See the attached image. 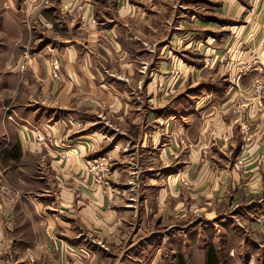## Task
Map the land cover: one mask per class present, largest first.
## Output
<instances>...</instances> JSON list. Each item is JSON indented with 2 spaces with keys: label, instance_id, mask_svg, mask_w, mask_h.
Masks as SVG:
<instances>
[{
  "label": "crops",
  "instance_id": "1",
  "mask_svg": "<svg viewBox=\"0 0 264 264\" xmlns=\"http://www.w3.org/2000/svg\"><path fill=\"white\" fill-rule=\"evenodd\" d=\"M185 2L0 0V91L7 90L12 78L15 79L12 76L17 77V82L12 85H16L12 95L7 96L9 101H5L4 97L0 101L4 109L0 119V158L4 160L2 169L9 179L15 165H21L26 159H40L39 165H43L46 156L53 177L55 175L58 179L51 183L58 189L55 195H51V186L45 195L24 194L9 185L6 187L5 195L0 197V264H26V252L36 253L41 249L55 252L57 258L41 261L36 258V264H74L62 249L74 245L84 246L86 241L83 236L91 231L103 238H110L122 233L125 227L133 228L137 225V204L128 202L140 201L145 204L141 220L142 225L148 224L155 218L153 207L162 208V203L169 201L175 187L177 197L186 186L193 188V198L197 201H213L218 196L233 197L229 193L225 194L229 187L238 190L239 199L249 202L264 197V99L255 97L241 100L247 122L256 123L254 139L250 142L244 141L245 133L239 130L237 123L232 126L228 137L222 140L218 132L213 138L207 131L203 133V125L196 129L195 117L202 119L205 113L215 108L214 95H223L224 85H228L224 95L235 89L232 84L236 69L223 68L225 65L220 64L219 46L222 43L215 47L213 44L220 42L221 38L218 40L217 35H212L213 31H196L203 19H212L198 8L188 11L192 15L189 17V26L193 27L189 32H183L180 36L168 34L163 38L164 28L175 19L179 25L177 29L181 30L180 25L187 19L177 9L181 8L182 3V9H186ZM205 3L212 10L219 7L218 4L228 10L237 8L236 0H221L220 3L209 0ZM79 6L86 18L85 23L79 21L78 13L75 12ZM181 16L184 17L180 19ZM91 19L97 21L96 28L89 25ZM61 28L66 34L58 38L54 31ZM197 34L215 42L210 41L207 45L198 42V48L192 50L190 47L193 42L199 40ZM96 41L110 44L106 47L93 46ZM42 42L50 44L43 46ZM160 42L161 45L154 51V45ZM31 43H34L31 50H35L32 60L23 75H16V64L22 56L17 57V52H8L10 46L13 44V48L26 49ZM52 44L58 49H49L50 52L44 50ZM134 44L143 45L139 49L140 53L152 54V63L162 58L155 62V71L163 72L168 63L166 59L172 56L184 57V65L174 60L183 75L177 82L174 95L157 92L154 79L151 82L146 80L147 83L140 87L136 53L132 48ZM53 54H58L63 62V81L60 83L48 76L47 58ZM207 57L212 58L209 65L204 62ZM223 75L229 78L221 77ZM221 81L226 83L222 84ZM237 85L239 87V83ZM202 86L204 88L200 89ZM21 90L32 91L33 96L18 101ZM140 90L141 96L137 93ZM224 99L221 96L218 101ZM229 101L232 100H225L222 105L229 104ZM138 102L142 104L140 108ZM101 103L107 105L103 112L99 108ZM154 107H157L155 113H150L148 110L152 111ZM75 108L82 109L77 111ZM5 113H8L7 119L10 117L13 123L5 119ZM120 120L135 130V134L128 133L127 129H119L120 134L103 129V122L110 123L111 128H117L121 126ZM162 123L166 127L160 126ZM100 124L101 129H98ZM36 132L48 133L55 147L33 142ZM96 139L101 143L104 139L111 140L108 145L112 144L110 153L115 158L113 165L118 166L117 177H121L119 186L122 196L119 202L125 204H119L118 211L110 210L102 196L89 191L90 177L85 173L84 165V154L88 149H83L91 141L96 142ZM226 139L229 141L225 142ZM231 139L234 143L230 142ZM184 141H189L193 146L190 155ZM218 144L220 147H215ZM108 145L104 144L101 151ZM202 147L211 148V152L218 150V153L226 156L227 165L219 168L225 163H217L216 157V161L205 160V157L200 156ZM60 154L65 157H60ZM239 158H243L246 164L240 173L236 172L237 166H230ZM128 181L135 182L137 188L134 192L126 187ZM219 188L223 189L221 195L218 194ZM91 202L104 206L100 217L92 219L91 211L96 214L97 207ZM148 203H152V206H148ZM27 207L32 208L33 214L27 213ZM212 214L214 212L207 215ZM36 221L44 224L45 242L39 238L42 231ZM180 230L178 228L177 231ZM45 233L55 238L49 239ZM215 233L218 234V231ZM26 234H29L28 241ZM58 235L68 239L58 238ZM177 238L184 247L185 240ZM210 241V245L205 248L202 264H209V251L215 257L214 264H221L214 236ZM177 257L188 264L183 253L180 252Z\"/></svg>",
  "mask_w": 264,
  "mask_h": 264
},
{
  "label": "rangeland",
  "instance_id": "2",
  "mask_svg": "<svg viewBox=\"0 0 264 264\" xmlns=\"http://www.w3.org/2000/svg\"><path fill=\"white\" fill-rule=\"evenodd\" d=\"M185 1L186 9H182V3L181 8L177 10L184 13L187 20H185L183 25H180L181 30L177 29L179 28V25L176 23V19L173 22L171 21V25H167L164 28L163 38H165L168 34L172 35L176 33L180 36L183 32H189L193 27L189 26L191 25L189 17L192 15H189L188 11H195L198 8L203 14L206 12L205 15L211 17L212 19H210L211 21H205V19H203L201 26H199L200 28H197L196 31L199 33L206 30L213 31L212 35H217L218 40L221 38L220 42L213 44L215 47L218 43H222V45L219 46V51L221 52L219 57V60L221 61L220 64L225 65L223 68L229 67V69H231L234 67L236 69V76L233 79V84L228 82L231 83L235 89H231L228 95H224L228 89V85H224L223 95H221L222 97H225L223 101H218L221 96H217V94L214 95V97H216L213 98L215 108H213L211 112L209 111L205 113L202 119L195 117L194 123L196 124V129H199L203 125V133L207 131L213 138L218 132L219 134L217 133V135L219 139L222 140L225 139L224 137H228L227 134L232 131V126L237 123L239 125V130H242L245 133L244 141L250 142L254 139L253 136L256 123L252 124L247 122L248 120L244 116L245 112L242 111L244 108H242L241 100L255 98L254 94L251 92V87L255 81H261L264 79V0H236L237 8H233L232 10L224 9L220 6V4H218L219 7L212 10L209 8L210 6L205 3V1L209 0ZM220 1L221 0H217V3H220ZM209 12H213V14H209ZM183 17L184 16H181L180 19ZM90 26L93 27L92 25ZM54 32L58 38H63V35L66 34L63 33L64 31L62 32V28ZM196 36L199 37V40H195L193 42V45L190 47L192 50H196L198 48V42L202 44H206L210 41L211 43H213V41L215 42V40L208 39L209 37H207V39L204 38V36L201 37V34H197ZM161 38L159 40H161ZM161 43L162 42L154 45V51L159 48ZM41 44L44 46L50 43L42 42ZM109 44L110 42L104 41V43H101V41H96V44L93 46L100 45L99 47H101L102 45L103 47H106V45ZM0 45H2L1 42ZM57 45L60 46L58 43ZM13 46L15 45L11 44L8 52H17V57L22 56V58L18 60L19 63L16 64V68H18L16 75L20 76L26 72L28 67L27 65L23 70L21 69L23 56L26 54L28 55L29 60H32L35 50L33 52L31 49L34 48V43H31V45H29L26 49H23L22 47L16 49V47L13 48ZM142 47L143 45L141 46V44L140 46L136 44L132 45L133 51L136 53V68L138 69L140 75H138V81H141L140 87H142V85L144 86L147 81L151 82L154 79V86L157 92L164 95H174L177 82L180 81L183 76L181 68H178L177 63H181L183 65L186 64L183 60L184 57L181 56L179 58H175V56H172L166 59L168 63L163 72L162 70L155 71L157 68L155 62L162 60V58H158L159 60L155 59L152 63V54H149L151 56L150 58L147 53L139 52V49ZM49 49H58V47L52 44V46L48 45L47 48H44L45 51H49ZM1 53L2 50L0 46V54ZM139 54L141 57H139ZM176 55L179 56L178 54ZM244 55H247V58H245ZM180 58L183 59L181 60ZM175 59H177V63L174 62ZM51 60H57L60 63L59 78L51 79L54 82L60 83L63 81L62 59L58 54H53L52 57L47 58V68ZM210 60H212V58L207 57L204 62H207L209 65ZM151 68H154V70H151ZM184 69L188 72L187 67ZM141 76H144V79H141ZM12 77L15 79L12 78L7 90L0 91V101L3 97L6 99L5 101H9L7 96L9 94L12 95V91L16 86L14 85L12 87V85L17 82V77ZM221 77L229 78L225 75ZM133 78H135V76ZM226 81L221 82L222 84H225ZM237 83H239V87H236L238 86ZM203 88L204 86L200 89ZM137 93H139L140 96L142 95L141 90L137 91ZM31 96H33L32 91L21 90L18 95V101H24ZM229 99L232 100L229 101V104L222 105L225 100ZM259 99H264V93ZM141 105V102H138L137 106H139V108ZM106 107V104L101 103L99 108L101 109V112H103V109ZM75 109L80 111L82 108ZM156 109L157 107H154L152 111H148L150 113H155L154 111ZM3 110L4 109L1 108L0 104V119L2 117ZM61 113L63 114V111H61ZM5 116V119L8 122L13 123L10 117L7 119L8 113H5ZM101 116V120H103V114H101ZM119 122L122 121L120 120ZM119 124H121L120 127L111 128L110 123L106 124L103 122L102 126L104 127V130L110 132L112 131L120 134L121 132H119V129H127L128 133L135 134V130L133 131L131 127H128L123 122ZM162 125L164 126L165 124L162 123L160 126ZM98 129H101V124ZM22 132L25 134L23 129ZM91 139L92 138H89V140ZM99 140L96 139V142L91 141L92 143H89L87 147L83 149H88L87 153L84 154V165L85 173L90 177L89 191H91V194L97 193L102 196L105 201L104 203L108 205L110 210L118 211L120 210L119 204H124V202H119V198L121 199L122 196V189L119 186V180H121V177H117L118 166L113 165L115 158L113 157V153H110L112 144L108 145L111 140L104 139V142L102 143L101 141L99 142ZM226 141H229V139H226L225 142ZM184 142L186 144V150L190 155V152H192L190 150L193 149V146L189 141ZM230 142L234 143L233 139H231ZM104 144L105 146H108L105 149L102 148L104 150L101 151V147H103ZM39 145L51 146L49 143H46V141L45 144ZM52 146L55 147L53 142ZM82 146L84 147V144ZM215 147H220V145L218 144ZM215 150L216 149L211 152V148L208 150L205 147H202L199 150L200 156L205 157V160L210 159L212 161L216 159L217 161H215L217 163H225L227 161V158H225L226 156H223L222 153H218V150H216L217 152ZM62 156L65 157V155L60 154V157ZM214 157L216 158L214 159ZM47 159L48 157L45 156L43 165H39L40 159H26L21 163V165H15L13 167V174L8 179L2 169L4 160L3 158H0V197L1 195H5V189L8 185L15 190L17 189L18 191H21L20 193L31 195H45L48 190L50 191L49 187L51 186V195H55L58 189L51 183H55L58 179L55 175L53 177V173L50 171ZM218 159H220V161ZM86 162H89V168L86 167ZM233 164L235 167L237 166L236 172L238 173L242 171V166L246 165L243 158L236 159L230 166L232 167ZM225 165L227 164L225 163L224 165H219V168L222 166L224 167ZM135 170L136 169L133 168L134 172ZM52 171L54 170L52 169ZM133 178H135V175L132 176V179ZM138 180L140 181V175ZM9 183H12L13 185ZM126 187L132 189V192H134L137 188L135 182L132 181H128ZM222 191L223 189L219 188L218 194L221 195L220 192ZM237 192V189L233 190L229 187V191L226 190L225 194L229 193L233 197L229 196L228 198H220L221 196H218V198H215L213 201H197L193 198V188L186 186V188L181 191L180 196L177 197V190L175 187V191L171 197L169 196V201L162 203V208L161 206L157 208L153 207L155 211V218L151 219L148 224L144 223L143 225L141 213L143 212L144 214L146 209L145 204L140 201L128 202L127 204H137V215L135 216V220L137 217V225L134 227L132 226L133 228L125 227L122 233H117L116 236H112L110 238H103V236H99L97 232L91 231L88 234L85 233V236H83L86 241L84 242V246H69L62 249V251H66L68 253L69 259H71L74 264H83L85 262L88 264H176L178 260L177 256L180 252L183 253V256L188 264H202L205 248L210 245V240L213 239L214 236V245L221 258V264H264V197H261V199L259 198L256 201L249 202L248 200L239 199ZM47 203L48 201L44 202V204ZM91 205H95L97 207L96 214L91 211V214L93 215L92 219H94V217H100L101 210L104 206L92 202ZM148 206H152V203H148ZM210 212H214V214L207 215ZM27 213L33 214L32 208H28ZM36 223L38 222L36 221ZM38 226H40L42 231V235L39 236V238L42 242H45L46 239L43 233L44 224L38 223ZM178 228H181V230L177 231ZM216 230L218 231V234L215 233ZM45 235L49 239L50 237L52 239L55 238L54 235H48L46 233ZM60 237L68 239L65 236L58 235V238ZM177 237H182L185 240L184 247L181 243H179ZM28 238L29 234H26L27 241ZM81 241L82 240H80V242ZM26 255V264H36V258L40 261L44 259L52 260L57 258L55 252H45L43 249L38 250L36 253L35 251L26 252Z\"/></svg>",
  "mask_w": 264,
  "mask_h": 264
},
{
  "label": "built area",
  "instance_id": "3",
  "mask_svg": "<svg viewBox=\"0 0 264 264\" xmlns=\"http://www.w3.org/2000/svg\"><path fill=\"white\" fill-rule=\"evenodd\" d=\"M76 12L78 13L79 21L85 23L86 22V18L81 13L82 12V7L81 6L77 7ZM89 25H92L93 27H96L98 25V23H97V21L95 19H91L89 21ZM29 61L30 60H29L28 55L24 54L23 61L21 63V69L22 70L25 68V66L28 65ZM59 66H60V63L57 60H54V61L51 60L49 62V65H48V71L49 72L48 73H49V77L51 79H58L59 78ZM251 92L254 94V96L256 98H261L263 93H264V79H262L261 81L260 80L255 81L253 83L252 87H251ZM33 140L35 142L39 143V144H45V141H46V143H49L50 145H52V142H53L52 138H50L48 136V133H46V132H36L33 135ZM86 167L87 168L90 167L89 162H86Z\"/></svg>",
  "mask_w": 264,
  "mask_h": 264
},
{
  "label": "trees",
  "instance_id": "4",
  "mask_svg": "<svg viewBox=\"0 0 264 264\" xmlns=\"http://www.w3.org/2000/svg\"><path fill=\"white\" fill-rule=\"evenodd\" d=\"M208 254H209V264H214L215 257L213 255V252L212 251H209ZM177 264H184V262H183L182 259H179Z\"/></svg>",
  "mask_w": 264,
  "mask_h": 264
}]
</instances>
